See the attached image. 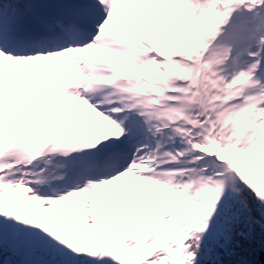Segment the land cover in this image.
<instances>
[{"label":"snow or ice","instance_id":"6c2138e0","mask_svg":"<svg viewBox=\"0 0 264 264\" xmlns=\"http://www.w3.org/2000/svg\"><path fill=\"white\" fill-rule=\"evenodd\" d=\"M0 264H264V0H0Z\"/></svg>","mask_w":264,"mask_h":264}]
</instances>
